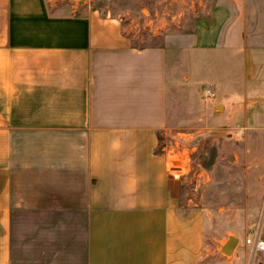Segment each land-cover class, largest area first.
I'll return each instance as SVG.
<instances>
[{
	"label": "crops",
	"instance_id": "crops-1",
	"mask_svg": "<svg viewBox=\"0 0 264 264\" xmlns=\"http://www.w3.org/2000/svg\"><path fill=\"white\" fill-rule=\"evenodd\" d=\"M214 57L237 63V129L264 143V0H215L144 48L97 11L0 0V264H178L160 135L179 67Z\"/></svg>",
	"mask_w": 264,
	"mask_h": 264
},
{
	"label": "rangeland",
	"instance_id": "rangeland-1",
	"mask_svg": "<svg viewBox=\"0 0 264 264\" xmlns=\"http://www.w3.org/2000/svg\"><path fill=\"white\" fill-rule=\"evenodd\" d=\"M214 3L47 0L53 13L97 11L117 20L137 48L160 46L169 34L192 33ZM214 60L207 71L196 70L198 62L179 67L178 80L169 88V127L160 135L159 150L169 154L177 178L170 206L183 234L177 263L256 264L246 240L259 230L264 234V143L237 129L243 124H237V92L229 84L237 80V63ZM208 90L214 99H206ZM230 237L239 243L227 254L222 247Z\"/></svg>",
	"mask_w": 264,
	"mask_h": 264
},
{
	"label": "built area",
	"instance_id": "built-area-1",
	"mask_svg": "<svg viewBox=\"0 0 264 264\" xmlns=\"http://www.w3.org/2000/svg\"><path fill=\"white\" fill-rule=\"evenodd\" d=\"M205 97L207 100L214 99L215 94L208 90L205 93ZM246 246H249L251 249L253 261L258 255H264V239L261 230L255 232L253 235H250V238H247Z\"/></svg>",
	"mask_w": 264,
	"mask_h": 264
},
{
	"label": "water",
	"instance_id": "water-1",
	"mask_svg": "<svg viewBox=\"0 0 264 264\" xmlns=\"http://www.w3.org/2000/svg\"><path fill=\"white\" fill-rule=\"evenodd\" d=\"M219 107V110L221 108V106H217ZM239 243V240L234 238V237H230L229 240L226 242V244L222 247V252H225L227 254L232 253L235 249L236 244Z\"/></svg>",
	"mask_w": 264,
	"mask_h": 264
},
{
	"label": "trees",
	"instance_id": "trees-1",
	"mask_svg": "<svg viewBox=\"0 0 264 264\" xmlns=\"http://www.w3.org/2000/svg\"><path fill=\"white\" fill-rule=\"evenodd\" d=\"M160 151V150H159Z\"/></svg>",
	"mask_w": 264,
	"mask_h": 264
}]
</instances>
